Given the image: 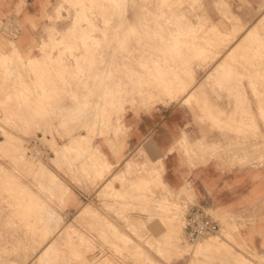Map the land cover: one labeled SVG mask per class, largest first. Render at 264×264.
Here are the masks:
<instances>
[{"label": "rangeland", "instance_id": "obj_1", "mask_svg": "<svg viewBox=\"0 0 264 264\" xmlns=\"http://www.w3.org/2000/svg\"><path fill=\"white\" fill-rule=\"evenodd\" d=\"M47 7L30 23L34 37L29 46L18 50L10 41L9 51L0 47V226L9 230V264H35L48 245L43 264H264V252L249 246L235 217L197 205L189 184L179 189L167 185L162 156L144 148L151 138L131 146L127 124L129 116L183 106L202 135L192 141L186 132L191 143L184 133L178 138L173 149L180 158L206 154L201 161L218 155L234 163L264 162L259 120L244 119L241 99H232V92L243 95L242 80L249 82L264 125V16L246 24L227 0H55ZM103 16L111 22L106 36L97 27L89 30L92 22L102 24ZM74 21L71 29L74 25L68 24ZM18 28L27 30L13 23L3 26L12 36ZM215 28L226 34L218 36ZM172 29L180 30L170 34ZM244 31L247 36L228 62L216 66ZM49 52L54 58L41 64L40 55ZM77 52L85 56L72 65ZM119 59L130 64L116 67ZM172 67L171 74L181 75L173 102L167 103V96L156 106L125 101L131 89L137 93ZM219 95L227 96L223 105H232L239 119L225 118L221 109L209 105V97L216 102ZM211 130L223 136L251 135L219 147L205 136ZM82 133L81 141L74 139ZM106 163L112 166L103 173ZM160 196L167 197L170 210L177 206L184 211L183 226L188 210L200 206L219 224L218 231L225 230L224 240L211 250L212 259L163 254L169 210L155 207ZM183 239L193 243L199 238L189 241L183 234Z\"/></svg>", "mask_w": 264, "mask_h": 264}, {"label": "crops", "instance_id": "obj_2", "mask_svg": "<svg viewBox=\"0 0 264 264\" xmlns=\"http://www.w3.org/2000/svg\"><path fill=\"white\" fill-rule=\"evenodd\" d=\"M54 1L0 0V47L9 51L10 41L18 50L29 46L34 37L29 29L30 23L36 21L42 11L48 8V3L52 5ZM227 3L233 12H239V16L246 24L253 25L264 16V0H227ZM11 23L16 27L26 26L27 30L22 31L18 28L12 36L3 29L4 25L9 26ZM2 54L6 53L3 51ZM201 85L202 83L199 89ZM241 85L244 89L243 95L232 92V99L237 98L239 101L241 99L243 113H247V116L242 118L249 120L253 117L259 120L257 126L261 132H264L261 114H258L261 112L257 111L258 106H255V103L259 104L257 99L253 101L254 97L249 89L250 84L243 79ZM259 87H261V82H259ZM258 92L261 93V90L259 89ZM209 98L211 100L209 105H215L219 110L221 109L223 114L225 113V118L239 119L232 105L231 108L223 105H227L225 102L227 96L221 95L220 97L219 95L216 102L212 101L211 96ZM127 124L129 126L128 141L131 146L148 137L151 138V142L160 145L164 164L163 179L170 188L179 189L189 184L197 205L210 209L218 216L235 217L237 223L242 225L240 231L250 239H248L249 246L254 247L259 253L264 252V162L258 165L249 162L234 163L218 155L210 157L205 162L201 161L206 154L201 158H180L173 149L178 138L184 133L191 143L202 135L201 126L196 123L195 118L192 120L188 109L183 106L172 110H154L150 113H142L138 117L129 116ZM188 131L193 137L186 133ZM187 135L193 140L191 141ZM250 135L251 132H245L240 135L223 136L217 130H211L208 135L205 134L210 143L221 144L219 147L235 145L238 140H241L238 138L249 140ZM104 152L109 160H115L107 148H104ZM183 160L191 162L185 164ZM197 160L199 163L195 165ZM3 164H6V161H3ZM3 215L0 211V216L3 217ZM8 232V228L4 229L0 226V246L6 248L5 253L4 249L0 252V264H9L10 261Z\"/></svg>", "mask_w": 264, "mask_h": 264}, {"label": "bare ground", "instance_id": "obj_3", "mask_svg": "<svg viewBox=\"0 0 264 264\" xmlns=\"http://www.w3.org/2000/svg\"><path fill=\"white\" fill-rule=\"evenodd\" d=\"M111 2H116L117 0H110ZM100 6V5H99ZM86 18V17H85ZM125 19H128L127 16H125ZM68 25H70L69 27H71V29L73 27H75L76 22H71ZM47 26V25H46ZM98 28L102 31L103 35L106 36V34L108 33V29L111 27V22L109 21V17L107 16H103L102 17V24H95L94 22H92V28L89 30H92L94 28ZM49 28V27H48ZM52 28V27H51ZM233 28V27H232ZM63 29V28H60ZM88 30V31H89ZM180 29H178V31L176 29H172L170 34H177L179 32ZM216 30V34L219 36H222L224 34H226L225 32H223L222 30H220L219 28H215ZM247 30V29H246ZM245 30V31H246ZM58 31V30H57ZM174 31V32H173ZM245 31L243 32L242 35L239 34L236 35L239 37V39H237V42L234 44L233 46H231L229 49H227L226 53L223 55L222 53V57L220 59V62L218 61L216 63V66L221 65V62L224 64L228 62L227 56H229V54H231L233 52V49L235 48V46L237 45V43L239 42V40H242L243 38H245L247 35L244 34ZM238 33V32H237ZM53 34V33H52ZM69 34V33H68ZM235 34V33H234ZM68 36V35H67ZM50 37V36H49ZM90 37V36H89ZM94 37V36H92ZM175 37V36H172ZM83 38V37H82ZM97 38V37H96ZM114 38V37H113ZM231 38V36H230ZM107 39V38H106ZM233 42V41H232ZM235 42V40H234ZM94 42H92L93 44ZM103 46V45H102ZM113 46V45H112ZM246 47V46H245ZM249 51V50H248ZM254 54V53H253ZM102 56L105 57L106 52L101 54ZM42 58V62L41 64H46L48 63V61L52 58H54V55H52L50 52L49 53H42L40 55ZM85 54H83L82 52H77L73 54V60L71 61L72 65H77L78 62H80V58L84 57ZM197 56V55H196ZM125 57V56H123ZM218 57V56H217ZM216 57V59H217ZM130 58V57H129ZM146 58V57H145ZM219 58V57H218ZM167 59V57H165V60ZM63 60V57L60 56L59 57V61L61 62ZM218 60V59H217ZM261 60V59H260ZM115 61V60H113ZM161 61V60H160ZM112 62V60H111ZM110 62V63H111ZM106 60H104V65L107 66L106 64ZM116 67H118L117 65H123V64H130V60L128 59H124V60H117L115 63ZM111 66V65H110ZM114 66V65H113ZM220 67V66H219ZM108 68V67H107ZM122 68V67H121ZM175 67L172 68H168L167 72L162 75V76H157V78H153V79H149L146 85L140 86L138 87L137 93H134V90H130L129 92V97H127L125 99V101H131L133 99H138L140 104H143L144 102L148 101L150 102L153 106L155 104L161 103L163 102V96H167L170 98L169 101H167V103L169 102H173L175 100V93L177 94L179 92V90H181V75H174L171 74L169 71L171 69H173ZM209 68V67H208ZM116 71L117 69L114 68ZM113 69V70H114ZM215 70L218 71V69L220 68H214ZM233 70V69H232ZM115 71V72H116ZM123 71V70H122ZM134 71V70H133ZM153 71V70H152ZM206 71V70H205ZM216 71V72H217ZM118 72V71H117ZM122 73V72H121ZM111 74V73H110ZM125 74V73H124ZM153 76H155V73H152ZM125 76V75H124ZM104 77V76H103ZM102 77V79H103ZM119 78V77H118ZM200 78V77H199ZM247 78V77H246ZM116 80V79H115ZM103 81V80H102ZM250 81V80H249ZM252 81V80H251ZM102 84V83H101ZM134 89V88H133ZM185 98V97H184ZM109 104V103H108ZM156 106V105H155ZM84 138V134H80L77 137H74V139H77L79 141H81ZM43 140L45 141H50V138H48L47 136H43L42 137ZM18 149H20V147H18ZM34 154V153H33ZM36 154V153H35ZM31 155V154H30ZM33 156V155H31ZM39 156L36 155V157ZM53 159V157H52ZM32 160V159H31ZM34 161V160H33ZM130 161H127L126 163V167H125V171L129 168L130 166ZM108 163H106V166L102 169V172H106L109 171L112 164L107 165ZM41 169L42 170H47L48 172H50L52 175L51 176H55L52 171L46 167L43 163H41ZM101 174V172H98V175ZM41 175V174H39ZM102 175V174H101ZM32 177V176H31ZM49 178V177H48ZM26 179V178H25ZM39 179V178H38ZM41 179V178H40ZM24 181V180H23ZM19 182V181H18ZM49 183V182H48ZM23 186V185H22ZM9 188V187H8ZM98 189V188H97ZM157 203L155 204L156 208L158 211H162L163 209H167L169 210L168 212V217L166 219V222L163 225V229H162V240H163V254H173L175 257H202V260H208L209 258L212 259L215 255H213V251L211 252V250H213V248H215L216 245H219L220 242L222 240H224V229H221L220 231H216L215 233L209 234L207 236L201 237L199 238L197 241L190 243L188 241H185V239H183V234H184V226H183V217H184V211L182 209L178 210V207L175 206L173 208V210H170V206H169V202L166 196H160L158 197V199L156 200ZM49 203V202H48ZM84 204V203H83ZM82 205V204H81ZM179 205V204H178ZM88 206V205H87ZM81 209V206L79 207ZM85 208V207H84ZM79 209V210H80ZM91 207H87L85 210H90ZM185 222V221H184ZM48 226V225H47ZM57 228V227H56ZM55 229V228H54ZM53 230V229H52ZM219 230V229H218ZM52 232V231H51ZM50 233V232H49ZM45 237V235L43 236V238ZM49 246V245H48ZM44 247L40 254H38V256H40V261H38L35 264H43V261H46V251H47V247ZM41 247V246H40ZM225 249V248H224ZM170 250V251H168ZM229 252V251H228ZM35 253V252H34ZM227 255V254H226ZM34 257V255H33ZM234 257V256H233ZM28 262V261H27ZM245 264H248L247 262H245Z\"/></svg>", "mask_w": 264, "mask_h": 264}, {"label": "built area", "instance_id": "obj_4", "mask_svg": "<svg viewBox=\"0 0 264 264\" xmlns=\"http://www.w3.org/2000/svg\"><path fill=\"white\" fill-rule=\"evenodd\" d=\"M219 224L211 218L203 207L195 206L185 216L184 235L189 241L215 233Z\"/></svg>", "mask_w": 264, "mask_h": 264}, {"label": "snow or ice", "instance_id": "obj_5", "mask_svg": "<svg viewBox=\"0 0 264 264\" xmlns=\"http://www.w3.org/2000/svg\"><path fill=\"white\" fill-rule=\"evenodd\" d=\"M144 148L149 152V153H157L160 154L161 156L163 153L160 150V145L158 143H153L149 141L144 145Z\"/></svg>", "mask_w": 264, "mask_h": 264}]
</instances>
